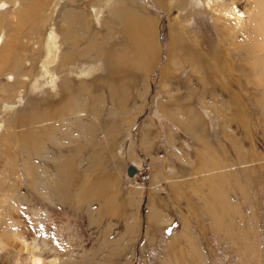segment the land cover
<instances>
[{"label": "rangeland", "instance_id": "374dc122", "mask_svg": "<svg viewBox=\"0 0 264 264\" xmlns=\"http://www.w3.org/2000/svg\"><path fill=\"white\" fill-rule=\"evenodd\" d=\"M25 1L39 3L38 15L12 35L5 50L11 56H2L11 60L8 67L0 58V229L8 236L0 235V264H23L29 257L12 207L26 224L40 232L44 228L55 245L78 250L82 243L86 253L78 264H264V75L252 68L256 56L259 72L264 71V42L251 36L262 22L252 13L264 0H179L180 10L169 16L152 0H124L155 21L158 52L150 69L130 55L135 68L110 76L103 72L104 52L110 45L120 50L124 38L105 10L101 17L107 22L73 24L65 43L57 28L66 11L84 13L88 23L93 19L89 2L95 0ZM111 1L117 0L99 5ZM21 5L0 0V47L10 42L5 30L22 18ZM170 16L180 18L181 25ZM169 24L179 30L173 53ZM51 29L59 47L49 66L58 68L53 88L34 83ZM182 45L200 51L207 70L181 53ZM69 53L75 65L64 62ZM79 68L89 72L75 73ZM56 109L65 116L50 117ZM21 110L36 113L25 129L40 141V154L19 148V129L10 121ZM48 123L50 131H43ZM74 151L80 175L99 162V169L115 175L111 191L117 203L125 202L120 214H100L97 203H66L69 194L55 190L65 185L57 161ZM24 159L31 162L32 180ZM48 208L65 220L48 226ZM32 212L40 214L38 219Z\"/></svg>", "mask_w": 264, "mask_h": 264}, {"label": "bare ground", "instance_id": "6f19581e", "mask_svg": "<svg viewBox=\"0 0 264 264\" xmlns=\"http://www.w3.org/2000/svg\"><path fill=\"white\" fill-rule=\"evenodd\" d=\"M19 2H20V5L25 4V6L21 5V7L19 8L20 11H18L19 13H22L23 16H22V18H20V17L18 18L19 20H17L18 22L16 23V25H14V26L10 25V28L9 27L6 28L5 34L10 39V42L6 41V43L0 47V58H2V56H11V55H7L5 50H6L7 45L11 43V41H12L11 39L13 38V36L16 33L15 31H17L20 28V25H22L21 23H23L24 21L28 22L29 18L35 19V17H37L36 15H38V13H37V10H39V7H38L39 3L38 2L34 1V2L30 3L28 1L26 2L25 0H19ZM100 2H101V0H95V1L89 2L90 6H91L90 8L92 10L91 12H92V18L93 19L90 20L88 23L84 19V13H82V12H75L74 10L73 11H66L62 15V19H61L62 23L57 27L58 31L60 32V34L62 36V38H61L62 43H65L67 41V39H68L67 34H68L69 30L72 29V27H74V26H72L73 24L79 25L82 28V27H89V25L92 24L90 22L93 20L95 22H98V21L104 22V23L107 22L106 18L103 19L101 17L103 10H105V15L108 17V19L112 20L119 27V30H120L123 38H124V41H122L123 47L120 50L116 49V45H110L108 50H106L104 52V56H103L102 61H101L103 64V72L106 75L110 76L112 74L120 72L125 67L132 66L133 68H135L134 64L136 62L138 64V66L141 63V64L145 65L148 69H150L155 62L157 52H158L157 51L158 46H157V40H156V33H155V30L153 29L154 25H155V21H153L148 16V14L145 12V10H142L140 7H135L136 5L132 2L127 3L124 0H117V1H115L116 4H113L114 1H111L109 5H103V4L99 5ZM152 2L158 8H160V10H163V12H165L167 16L170 15V13H171L170 11H172V9L180 10V8H181V4H180L179 0L178 1H174V0L173 1H170V0H152ZM167 2H170V3H167ZM218 4L221 6L220 2H218ZM32 5H34V7L36 6L38 8H34V10H32V8H33ZM52 6H54V5H52ZM260 6H261V8H260ZM87 7H89V6H87ZM167 7H170V10H168ZM52 8L50 10L51 13L53 10H55V6ZM225 9H226L225 12H228L230 14V16H232V18L236 24L241 23V18L239 16H237L236 14H234L232 12V10L230 11L229 7H226ZM251 17H253L254 21H258L259 17H260V20H262L261 23L255 24L253 26L254 31H253V33H251V36L256 40L259 39L261 36V38L264 42V6L259 4L258 8L256 10V14L252 13ZM169 18H170L169 19L170 22H173V21L176 22L177 21L180 25L182 23L180 21V18H178V17L172 18L170 16ZM64 25H66V26L68 25L69 28L64 27ZM8 26H9V24H8ZM1 27L2 26H0V30H2ZM170 27H171L170 28L171 29V32H170V40L171 41L169 43L168 48L173 53L176 50L175 45L178 41L177 33L179 30H176V28L173 27V25H170ZM56 37H57L56 32L53 29L49 30V34L47 35L46 44L44 46L47 50V54L45 53L47 56H45L46 58H45V62L42 65V70L39 72L40 75L34 81V83H36V84L39 83V85L50 84L52 88L54 86V81H53L54 80V72L58 68L51 69L49 66H51V64L54 62V59L56 58V55L58 54V48L59 47L57 45ZM256 46H257V48H259L257 44H256ZM190 47L188 45H182L181 47H179V48L177 47V48L185 56H194V58L198 59L199 62L201 63L202 62L201 56H203L201 54V52L194 50L193 48H192L193 49L192 50V49H190ZM130 55L138 57V61L129 63L127 56H130ZM195 55H197V56H195ZM4 58H7V57H4ZM4 58H2V60H1V65L2 66L7 65L6 67H8V64L11 62V60L10 59L9 60L4 59ZM63 58H64V62H68L70 65H75V60H74L75 57L73 56L72 53H69L67 55L66 54L63 55ZM198 60H197V62H198ZM68 63H66V64L69 66ZM67 65H66V67H67ZM200 65H202V67L205 70H207V67L205 65H203L202 63ZM252 68L254 70V73H257L259 76L261 74L264 75V71L259 72L261 70V66L259 65L258 58L256 56L254 57V61L252 63ZM60 69H62L63 72H69V70L65 69L64 66H63V68H60ZM79 69H78V72L76 71L75 73L80 74V73H85V71L89 72V71H87L88 69H84L85 71L83 69H80V70ZM29 72H31V71H29ZM70 72H72V71L70 70ZM25 74H27V76L30 77L29 76L30 73H25ZM47 77H48V79H47ZM64 91L65 90H63V91L61 90V95H63V96H64ZM58 107H59V105H58ZM60 109H56L53 112L51 111L52 115L50 117L55 116L56 118H58V117L65 116ZM27 112H29L30 115H26L25 110H21V112L16 115V118H13L12 121H10V122H12L13 127H16L17 129H19V131L16 134L17 139L19 140V144H20L19 148L22 147L24 153L34 152L35 155H37V154H40V152H39V148H41L40 147V145H41L40 141L34 137V132L32 130H30L28 128L25 129L28 126V125H26V123L28 121L35 120L34 118H36V113L31 112V110L30 111L27 110ZM43 112H44V110H43ZM47 117H49V116H47ZM48 124L49 125H46V126L43 125V128L47 127V130L50 131L52 124L51 125H50V123H48ZM45 130L46 129L44 128L43 131H45ZM75 152L76 151H74V154H73V152H71L69 154L70 156H68L66 158H62V159L59 158L60 160L58 159L59 161H57V162L60 164L59 168H58V173L60 174V177L64 181L65 185L62 186L60 184H57V185H55V190L57 192H60V193H61V191L65 190L67 192V194H69V196L71 198L63 197V200L66 203L70 202V200H75L77 207H81L83 205H88V204H92V203H97V204H99L98 211L100 214L105 213L106 216L107 215L109 216V215H114V214H120V210L122 209V206L124 205L125 202L120 200V202H119L120 204L117 203L116 202V194L111 191L113 189L112 187L114 185H116V183H117L115 175L112 173H109L107 171H103L102 168L99 169V167L102 166V162L98 163L99 166L98 165H97V167L94 166L95 167L94 169H93V167L91 168L90 166H88L87 168L84 169V173L80 175L77 172V170H75L76 167L78 168V165H77L78 156L75 155L76 154ZM88 160H87V162H88ZM23 163L25 166L24 167L25 171L28 173V176H30V178L32 180L34 176L32 174H30L31 170H29V168L27 167V166H29L28 164H31V162L29 160L24 159ZM88 165H90V164H88ZM34 168H36V167H34ZM134 174H135V170H133V174L131 176H133ZM47 210L48 211L45 214L48 218V221H47L49 224V225L47 224L48 226L53 225V223H55L59 219L65 220V218H64L65 216L59 217V215H61V213L55 212V210H53L52 208H48ZM22 214L20 211H18L14 207L11 208V216L13 217L14 223L19 228V234H18L19 237L18 238L20 239L22 248H24L26 253H28V255H29L27 260L23 259V264H45V260H47V264L48 263L49 264H78L81 262L80 260H81L82 256L86 253V248L82 243H80V247L78 250H75V249L70 248V247L62 248L60 246H57V245H55V243L51 239H49L47 237L48 236L47 231H44V228H41L42 231L40 232L35 227H32V226L26 224V222L23 219L24 216ZM38 215H40V214H37L35 212L31 213V217L33 219H36ZM37 225L39 226V224H37ZM63 225H65V224H63ZM57 226H55V227H57ZM58 228L60 229V226H58ZM63 228H66V227H62V229ZM45 229L47 230V228H45ZM1 232H4L3 229L2 230L0 229V235L3 236V233L1 234ZM11 233L10 234L8 233V235H11ZM4 237H6V236H3V238ZM10 238L13 239L12 237H10ZM72 238H73V236H72ZM4 240L7 241V239H3V241ZM73 244H74V242H73ZM109 257H111V256H109ZM19 259H21V258L19 257Z\"/></svg>", "mask_w": 264, "mask_h": 264}, {"label": "water", "instance_id": "95a60500", "mask_svg": "<svg viewBox=\"0 0 264 264\" xmlns=\"http://www.w3.org/2000/svg\"><path fill=\"white\" fill-rule=\"evenodd\" d=\"M133 170H134V167L132 165L128 166L127 173L129 176H131L133 174Z\"/></svg>", "mask_w": 264, "mask_h": 264}]
</instances>
